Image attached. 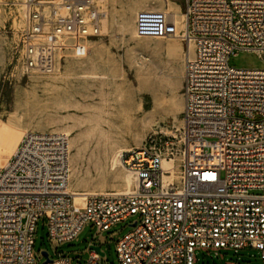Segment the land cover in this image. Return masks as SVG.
Listing matches in <instances>:
<instances>
[{"label": "built area", "instance_id": "built-area-1", "mask_svg": "<svg viewBox=\"0 0 264 264\" xmlns=\"http://www.w3.org/2000/svg\"><path fill=\"white\" fill-rule=\"evenodd\" d=\"M22 7L23 74L54 73L66 38L101 37L105 13L93 0H24ZM184 16L182 128L121 154L130 192L89 194L82 206L67 190L68 137L26 133L0 169V264H36L40 219L60 247L87 224L105 233L132 217L139 222L115 244L119 264H196L197 252L242 250L264 262V69L228 65L240 52L264 57V0H184ZM168 29L162 20L156 37H170ZM48 258L72 264L59 252ZM99 261L90 250L83 264Z\"/></svg>", "mask_w": 264, "mask_h": 264}, {"label": "rangeland", "instance_id": "rangeland-1", "mask_svg": "<svg viewBox=\"0 0 264 264\" xmlns=\"http://www.w3.org/2000/svg\"><path fill=\"white\" fill-rule=\"evenodd\" d=\"M23 1L0 0V121H17L21 139L28 132L68 137V192L122 189V166L111 168L115 153L120 148H140L157 133L174 136L183 125L188 51L184 0H93L105 13L101 37L66 38L57 51L54 73L28 75L17 62ZM162 15L169 21L168 38L156 37ZM228 65L262 70L264 57L240 52ZM75 142L78 151L72 147ZM136 221L132 217L105 233L87 224L76 239L54 247L48 240L47 223L40 219L33 257L36 264H44L42 252L51 258L59 252L72 264H83L89 246L94 245L104 253L98 264H119L115 244ZM196 259V264H264L252 250L221 251L217 257L197 252Z\"/></svg>", "mask_w": 264, "mask_h": 264}, {"label": "bare ground", "instance_id": "bare-ground-1", "mask_svg": "<svg viewBox=\"0 0 264 264\" xmlns=\"http://www.w3.org/2000/svg\"><path fill=\"white\" fill-rule=\"evenodd\" d=\"M183 15H184V13H183ZM152 16H153V14H152ZM162 19L164 20V22L166 24V27H168L169 26V21H168L166 15H162ZM184 20H185V16H184ZM145 24H147V23H145ZM149 28H151V27H149ZM184 34H185V29H184ZM186 41L188 43V40H186ZM188 48H189V46H188ZM21 135L22 134H21V132H19L17 121H15L13 119L10 120L8 123H2L0 121V169H1V165L5 164V163L7 164L8 159H10L9 156L13 154V152L15 151L17 145L19 144V142L21 140ZM72 147L75 148L76 151L79 150V149H77L78 148V144L76 142L73 144ZM130 150L131 149H129L128 147L120 148V150H118L115 153V155L113 154L114 156H113V158L111 160V168L113 170H115L119 166L120 167L122 166L121 160H120V156H121L122 153L128 152ZM171 165H172V162H169V163H165L164 166L165 167H170ZM121 168H123V166ZM123 170H124V173L122 174V177L120 179L121 180L120 183H121V186L123 188L122 189H117L116 192H118V193L130 192L132 190L133 186H134V180H133L132 175L129 172H127V171L125 172L124 168H123ZM175 173H176V171L174 170L173 174H175ZM76 182H77V185L81 184V181H79V180L76 181ZM67 190H68V188H67ZM70 193L74 195L76 204H78L80 206L83 205L84 200H85L87 195L94 194V193H90V192H86V191L80 192V191H77V190H71Z\"/></svg>", "mask_w": 264, "mask_h": 264}, {"label": "water", "instance_id": "water-1", "mask_svg": "<svg viewBox=\"0 0 264 264\" xmlns=\"http://www.w3.org/2000/svg\"><path fill=\"white\" fill-rule=\"evenodd\" d=\"M134 226H135V224L132 225V227H134ZM89 250L96 252L97 254L100 255V257L104 256V253L101 251L99 246L91 245V246H89ZM41 254L45 258L44 263L45 264L50 263V259L48 258L47 252H42Z\"/></svg>", "mask_w": 264, "mask_h": 264}]
</instances>
